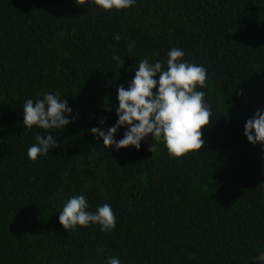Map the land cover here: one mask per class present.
I'll use <instances>...</instances> for the list:
<instances>
[{
  "label": "trees",
  "instance_id": "16d2710c",
  "mask_svg": "<svg viewBox=\"0 0 264 264\" xmlns=\"http://www.w3.org/2000/svg\"><path fill=\"white\" fill-rule=\"evenodd\" d=\"M173 47L207 70L196 89L212 112L204 146L175 158L149 135L139 150L106 148L90 129L116 123L117 89L139 60L166 70ZM45 93L67 99L76 118L65 129L23 125L26 100ZM257 110L264 0H136L119 11L94 0H0V264H251L264 252V144L244 135ZM37 134L60 147L33 162ZM76 195L90 212L109 204L116 228L64 229L59 212Z\"/></svg>",
  "mask_w": 264,
  "mask_h": 264
},
{
  "label": "clouds",
  "instance_id": "9594fccd",
  "mask_svg": "<svg viewBox=\"0 0 264 264\" xmlns=\"http://www.w3.org/2000/svg\"><path fill=\"white\" fill-rule=\"evenodd\" d=\"M95 4L105 11L121 10L134 6L136 0H94ZM81 5L82 0H77ZM117 41L121 39L117 34ZM134 46L130 45L131 47ZM167 69L162 70L161 62L149 63L147 58L138 61L134 78L127 88L120 85L117 89L118 108L116 123L101 130L100 127L90 129L91 134L102 140L106 148L116 150L129 146L140 149L141 141L151 135V140L163 137L169 156L180 158L189 152L201 150L205 144L203 129L210 125L212 112L205 102V93L197 91V86L203 88L207 79V70L200 65L190 64L183 60L185 52L173 47L168 52ZM113 60L123 67L119 55ZM156 89L154 92L153 90ZM238 95L242 96L240 92ZM111 111V109H108ZM67 99L60 100L58 95L45 93L42 99L35 102L27 99L23 105V125L31 129L34 125L41 129H65L72 120V113ZM107 117H102L99 123L103 125ZM126 127L123 138L117 141L115 134L121 127ZM244 135L249 143L264 144V110H257L254 116L244 125ZM35 143L27 150V156L33 162L38 156L48 155L51 148L60 147L52 134L45 136L37 134ZM151 153L156 151V145L151 142ZM88 203L83 195L72 196L59 212V223L66 230L77 225L88 227L98 224L101 231L111 232L116 228V216L107 203L98 207L95 212L87 211ZM97 251H102L98 249ZM256 260L264 262V252ZM107 264H121L116 257L107 259Z\"/></svg>",
  "mask_w": 264,
  "mask_h": 264
},
{
  "label": "rangeland",
  "instance_id": "374dc122",
  "mask_svg": "<svg viewBox=\"0 0 264 264\" xmlns=\"http://www.w3.org/2000/svg\"><path fill=\"white\" fill-rule=\"evenodd\" d=\"M251 264H264V262L256 260V257H255Z\"/></svg>",
  "mask_w": 264,
  "mask_h": 264
}]
</instances>
